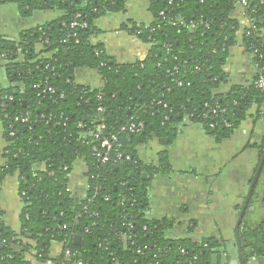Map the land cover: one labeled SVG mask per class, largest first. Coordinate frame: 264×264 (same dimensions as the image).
Instances as JSON below:
<instances>
[{"label": "trees", "instance_id": "1", "mask_svg": "<svg viewBox=\"0 0 264 264\" xmlns=\"http://www.w3.org/2000/svg\"><path fill=\"white\" fill-rule=\"evenodd\" d=\"M12 1L63 14L28 31L12 48L0 45L11 83L22 85L0 90L7 141L1 171L19 175L24 202L19 232L9 229L0 210V264H213L223 244L175 238L172 221L149 216L144 173L166 172L170 164L163 152L158 167L146 165L137 148L152 138L168 145L183 119L219 141L249 117L264 119V91L258 87L264 75V0H247L245 7L240 0H149L150 24H123L150 46L133 63L117 62L93 40L100 33L96 20L125 12L127 0ZM238 7L248 21L242 45L256 72L251 84L217 94L228 81L230 48L238 43ZM81 68L97 71L102 85L78 83ZM141 122L143 128L133 131L132 124ZM104 139L112 145L105 162ZM256 147L264 153V137ZM79 160L87 168L83 196L68 190ZM240 237L246 262L264 258V223L245 226ZM55 242L61 251L52 257ZM68 249L77 253L66 256Z\"/></svg>", "mask_w": 264, "mask_h": 264}, {"label": "crops", "instance_id": "2", "mask_svg": "<svg viewBox=\"0 0 264 264\" xmlns=\"http://www.w3.org/2000/svg\"><path fill=\"white\" fill-rule=\"evenodd\" d=\"M149 7V0H127L125 12L107 13L96 20L100 33L93 40L102 42L117 62L143 60L150 46L128 33L123 24L128 20L150 24L153 17ZM62 14L56 8L23 9L15 1L2 0L0 45L12 48L18 45L25 33L53 22ZM234 15L241 24L237 33L238 43L230 48L225 65L228 81L219 86L217 94H226L233 85L251 84L256 72L252 55L245 51L241 41L248 21L239 7ZM76 81L95 88L102 85L98 72L88 68L77 70ZM11 86L22 87L19 83H11L6 60L0 56V90ZM255 109H251L252 114ZM263 137V118L255 120L249 117L231 137L220 141L207 134L201 124L183 119L168 145L161 144L157 138L140 145L137 154L146 165L158 167L163 152L167 153L170 164L168 171L148 174L145 180L150 201L149 216L172 221L170 235L175 238L199 243L207 239L219 241L223 244L218 248L221 257L216 254L213 257L215 263H224L228 256L229 264H240L235 227L253 182L240 232L245 226L253 228L264 223V153L256 147ZM6 148L4 127L0 122V210L9 229L19 232L24 202L19 189V175L2 174ZM261 163L263 166L256 177ZM86 171L82 160L75 163L69 184L74 195H85ZM51 248L52 257L58 256L61 245L55 242ZM30 258L34 260L32 255ZM252 259L256 264H264V258L255 257H251L247 264H253Z\"/></svg>", "mask_w": 264, "mask_h": 264}, {"label": "built area", "instance_id": "3", "mask_svg": "<svg viewBox=\"0 0 264 264\" xmlns=\"http://www.w3.org/2000/svg\"><path fill=\"white\" fill-rule=\"evenodd\" d=\"M239 3H240V7L242 6V7H245L246 5H247V0H240L239 1ZM242 13H243V16H244V14H245V12L244 11H242ZM245 17V16H244ZM83 26H86V24H82ZM74 26H76V23L75 22H72L71 23V27H74ZM258 87L259 88H261L263 91H264V75H262L261 77H260V81H259V83H258ZM100 111H103V109L102 108H100L99 109ZM214 112H216V110H214ZM19 120V118H16V121H18ZM21 121L22 122H28L29 121V116L27 115V116H25V117H23V118H21ZM143 128V123L141 122V123H139L138 124V126L136 127L134 124H132V130L133 131H135V130H141ZM102 129H103V126H99V127H97V129H96V133L97 134H101L102 133ZM101 147L102 148H105L106 149V153H105V156H103V161L105 162L107 159H108V152L112 149V145H111V143H110V141L108 140V139H104L102 142H101ZM95 151H96V155L98 156V157H101L102 156V154L101 153H99V151L95 148ZM68 190L69 191H71L70 190V188H68ZM183 252H184V250H183ZM77 252H74V253H72V251L70 250V249H68V250H66V252H65V254H66V256H71V254H73V255H75ZM78 264H83V262L81 261V260H79L78 261Z\"/></svg>", "mask_w": 264, "mask_h": 264}, {"label": "water", "instance_id": "4", "mask_svg": "<svg viewBox=\"0 0 264 264\" xmlns=\"http://www.w3.org/2000/svg\"><path fill=\"white\" fill-rule=\"evenodd\" d=\"M13 41H14V39H13ZM262 166H263V164L261 163L260 164V167H259V170H258V172L256 174V177L258 176L259 171L261 170ZM147 176H148V173H144V178L145 179H147ZM254 184H255V182H253L252 185H251L250 194L248 195V201L246 202L244 209L241 211L240 216H239V219L237 221V225L235 227L236 246H237L238 253H239V263L240 264H247V262H246V260L244 258L243 252H242V244H241V237H240V226H241V223H242V219H243V217L245 215V211H246V208H247V204L249 202V196L251 195V192H252V190L254 188ZM252 263L253 264H256V260L252 259ZM213 264H218V262L215 263V261H213Z\"/></svg>", "mask_w": 264, "mask_h": 264}]
</instances>
